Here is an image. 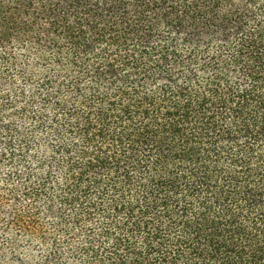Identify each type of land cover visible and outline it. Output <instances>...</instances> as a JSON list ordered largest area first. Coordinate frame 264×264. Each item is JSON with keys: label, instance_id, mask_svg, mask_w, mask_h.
<instances>
[{"label": "trees", "instance_id": "obj_1", "mask_svg": "<svg viewBox=\"0 0 264 264\" xmlns=\"http://www.w3.org/2000/svg\"><path fill=\"white\" fill-rule=\"evenodd\" d=\"M0 264H264V0H0Z\"/></svg>", "mask_w": 264, "mask_h": 264}, {"label": "rangeland", "instance_id": "obj_2", "mask_svg": "<svg viewBox=\"0 0 264 264\" xmlns=\"http://www.w3.org/2000/svg\"><path fill=\"white\" fill-rule=\"evenodd\" d=\"M16 53H17V56L19 57V62H20V63H23V62H25V60H24V58H23V55H22V53H21V52H19V51H17Z\"/></svg>", "mask_w": 264, "mask_h": 264}]
</instances>
